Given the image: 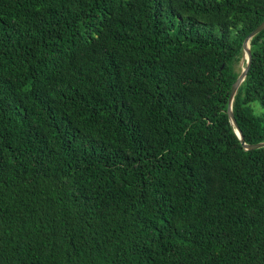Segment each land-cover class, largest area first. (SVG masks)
I'll return each instance as SVG.
<instances>
[{"label":"trees","instance_id":"obj_1","mask_svg":"<svg viewBox=\"0 0 264 264\" xmlns=\"http://www.w3.org/2000/svg\"><path fill=\"white\" fill-rule=\"evenodd\" d=\"M263 20L264 0H0V264H264V147L226 113ZM249 44L253 144L264 29Z\"/></svg>","mask_w":264,"mask_h":264},{"label":"water","instance_id":"obj_2","mask_svg":"<svg viewBox=\"0 0 264 264\" xmlns=\"http://www.w3.org/2000/svg\"><path fill=\"white\" fill-rule=\"evenodd\" d=\"M263 29H264V20L259 25H257L252 31H250L249 34L244 38L243 43H242V55L244 56V59H245V65L240 71L237 78L235 79L234 83L232 84L230 88L229 96H228V101H227V110H226L227 116L229 118L231 125L233 126L235 134L237 135L244 149H255V148L264 147V141L253 143V144H246L244 142L241 131L237 127V124L235 122V119L232 113V102H233L234 96L237 92L239 85L245 79L250 62H251V51H250V44H249L250 40Z\"/></svg>","mask_w":264,"mask_h":264},{"label":"rangeland","instance_id":"obj_3","mask_svg":"<svg viewBox=\"0 0 264 264\" xmlns=\"http://www.w3.org/2000/svg\"><path fill=\"white\" fill-rule=\"evenodd\" d=\"M244 65H245V59H244V56L242 55L241 58L239 59V61L237 62L235 68H236L237 71L240 73V71L242 70V68L244 67ZM254 106L258 107L259 104L256 102V103L254 104Z\"/></svg>","mask_w":264,"mask_h":264}]
</instances>
